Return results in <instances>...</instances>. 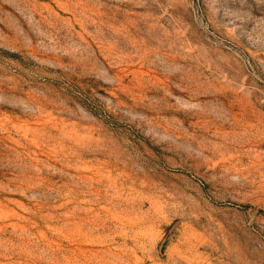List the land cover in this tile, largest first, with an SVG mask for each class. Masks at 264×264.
<instances>
[{
    "label": "rangeland",
    "instance_id": "rangeland-1",
    "mask_svg": "<svg viewBox=\"0 0 264 264\" xmlns=\"http://www.w3.org/2000/svg\"><path fill=\"white\" fill-rule=\"evenodd\" d=\"M0 264H264V0H0Z\"/></svg>",
    "mask_w": 264,
    "mask_h": 264
}]
</instances>
